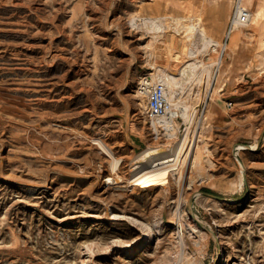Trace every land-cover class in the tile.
<instances>
[{
	"label": "rangeland",
	"instance_id": "1",
	"mask_svg": "<svg viewBox=\"0 0 264 264\" xmlns=\"http://www.w3.org/2000/svg\"><path fill=\"white\" fill-rule=\"evenodd\" d=\"M187 1L221 40L216 49L176 31ZM236 5L0 0V264H264V66L247 58L250 38L237 34L246 27L229 37ZM147 15L170 27L156 38L142 25ZM185 42L211 69L199 68L203 82H179L170 137L155 128L137 88L156 68L180 75L196 59L178 57ZM224 44L230 75L210 88ZM184 102L195 136L169 184L130 186L125 196L98 185L93 174L114 168L96 140L123 158L126 183L135 154L184 136L191 124L181 115ZM211 107L212 119L201 122ZM197 146L201 160L193 162ZM195 190L191 218L186 199ZM142 225L152 232L146 242Z\"/></svg>",
	"mask_w": 264,
	"mask_h": 264
},
{
	"label": "bare ground",
	"instance_id": "2",
	"mask_svg": "<svg viewBox=\"0 0 264 264\" xmlns=\"http://www.w3.org/2000/svg\"><path fill=\"white\" fill-rule=\"evenodd\" d=\"M112 1H114V0H112ZM237 2L242 7H246V8L250 9L251 17H250V20L247 24L240 25V24L236 23L234 26V29H239L240 27H246V28H241L239 30V33H237V31H234V29H233L231 31V33L229 34V37L232 36L233 32L240 34V35L243 34V35L248 36L250 38V40H249L248 47H247L248 51L246 52L247 58H250L254 64H256L257 66H260L262 68L264 66V0H237V1L226 0L227 10L228 11L231 10ZM180 6L184 10V15L182 17V18H184V20L183 21H181V20L177 21L178 24L176 27V31H181V29H182V32L184 33V36L187 40H190V42H191L193 39H196L198 42L201 43V47L205 48L208 46H212L214 49H216V47L221 44V40L210 34V32L212 31L211 29H206L204 27V24H203V26L200 24V20L202 19L201 11H199L196 8V6H194L190 1H187L186 5L180 4ZM142 22H143L142 25H144L147 28V30H149V32L151 34L155 35L156 38L158 37L157 34L161 35L163 32H166L165 30L167 28L170 27V25L166 21H164L161 17H157V16H148L147 15L146 17H143ZM139 24H141V23H139ZM157 29H159V31H157ZM173 32H175V31H173ZM176 36H177V34H176ZM171 38H172V36H171ZM171 42H173V40H171ZM168 43H170L169 40H168ZM169 47L170 46H168V48ZM178 49H179L178 50L179 55L177 54L178 57H180L182 55L185 56V54H189V55L191 54V57L193 56L195 58L197 57V55H199L198 52L200 50V49H198V50L189 49L187 42H185L184 44L179 46ZM223 49H225L224 50V54H225L226 51L228 50L227 44L223 45ZM229 53H230V51H229ZM224 54H220V56L217 58V60H215V64L217 65V69L215 70L214 75L212 76L213 82L210 83V85H209L210 88H216L217 84H219L223 81H226L229 78L230 65H231V54H228V55L225 54V57H224ZM200 58L199 59L196 58L194 60L192 59V61L184 63L181 67L180 75H177V76L173 75L171 73H167L166 71L164 72V70L162 71L160 69H157L156 67H155L156 70L149 72V73L146 72L145 76L150 78L153 82H157L159 80L163 81L164 84L166 85V88H167V97H168V101L170 103V106H175L178 104L179 101H181V100H179L180 96L178 98V93H179L178 90H179V86H180L179 82L181 80H187V79H190L191 77L195 76L197 78V80H200V81L202 80V82H203L202 73H200L199 68L202 66L203 70L206 68L208 69L210 67V65H209V67H207L208 65L205 63V61L203 62ZM151 64H152V66H154L152 62H151ZM207 69H206V72H207ZM209 69H211V67ZM203 70L201 72H203ZM210 74H211V72H210ZM211 99H213V98H211ZM189 104H191V103L189 102ZM189 104L184 102L183 103L184 112H182V110H181V115L186 120H190L191 117L194 116V115L193 116L191 115V112H190L191 106ZM212 114H213L212 107H211V109L208 108V110L204 111V115H203L201 122H209L213 117ZM127 115L129 118L130 115L129 114H127ZM190 123L191 124L186 128L184 136H182V138H180V139H177V141L174 142L175 144H173V145L171 144V147H166L165 145L160 146L158 144L157 145H149V146L143 148L142 151L139 152L137 155L135 154V156L133 158H131L132 164H131L130 171L132 172V175H131L130 179H127L126 183L124 182L122 175H120L118 173V169H119L120 165L122 164V162L124 161L123 158L118 157L114 151V148H112L105 140L97 138L98 140H96V141H99L98 144L100 145V147L105 152H107V154L109 156H111V159H113L112 164H113L114 172L109 173L108 175L102 174L101 172L94 173L93 176H94L95 181H97L98 185H100L101 187L107 188L109 193L110 192L115 193V194H118L119 196H125L126 191L128 188H130V186H132L133 188H137V189H153L156 186L163 185L166 182L168 183V181L171 177V171L179 168L180 164H182V163L184 164L185 161L187 160L188 156H189V151H188V149L190 148L189 145L192 141V137L195 136V134H194L195 127L193 126V118L191 119ZM153 124H154L156 129H161V128L166 129L165 133L168 136L170 135V137H173L176 134L177 123H176L174 111L171 112V115L169 114L165 117L157 118V120H155V118H153ZM127 138H128V136H127ZM194 140H195V138H194ZM169 143H171V142H169ZM164 144H166V143H164ZM192 145H194V144H192ZM252 146H253L252 148H255L256 144H253ZM199 151H200V149L197 146L195 151L191 154V159H193V162L201 160V156L199 154ZM156 175H159V176L154 177ZM146 176H148V178H146ZM240 177H241V179H243V175H241ZM196 195H199V191L195 190L186 199V203L189 206V213H191L190 214L191 218H192V216H191L192 210L191 209L193 207L192 198ZM116 215L121 216L119 214H116ZM157 221L158 220L156 219L155 222L157 223ZM179 222H180L179 223V225H180L179 231L181 232L182 236H184V234H185L184 231H185L187 224H185L182 221V219H180ZM189 226L194 227L193 225H189ZM141 231H142L141 235H143L141 240L143 242L148 241L152 237V232H151L150 226L142 225ZM198 262L200 263V260Z\"/></svg>",
	"mask_w": 264,
	"mask_h": 264
},
{
	"label": "built area",
	"instance_id": "3",
	"mask_svg": "<svg viewBox=\"0 0 264 264\" xmlns=\"http://www.w3.org/2000/svg\"><path fill=\"white\" fill-rule=\"evenodd\" d=\"M251 17V11L249 8L242 7L238 2L236 5V11L231 22V26L228 34L234 29L236 23L243 25L247 24ZM138 93L143 96L146 101V111L150 118H160L167 115H171V112H175V119L179 117V112L170 106L167 97V88L163 81L159 80L153 82L150 78L143 76L138 85ZM164 129V128H163Z\"/></svg>",
	"mask_w": 264,
	"mask_h": 264
},
{
	"label": "water",
	"instance_id": "4",
	"mask_svg": "<svg viewBox=\"0 0 264 264\" xmlns=\"http://www.w3.org/2000/svg\"><path fill=\"white\" fill-rule=\"evenodd\" d=\"M213 196H215V197H218V198H220V196L219 195H216V194H212Z\"/></svg>",
	"mask_w": 264,
	"mask_h": 264
},
{
	"label": "crops",
	"instance_id": "5",
	"mask_svg": "<svg viewBox=\"0 0 264 264\" xmlns=\"http://www.w3.org/2000/svg\"><path fill=\"white\" fill-rule=\"evenodd\" d=\"M235 39V38H234ZM231 43H234V40H232V42ZM234 44H236V43H234Z\"/></svg>",
	"mask_w": 264,
	"mask_h": 264
}]
</instances>
